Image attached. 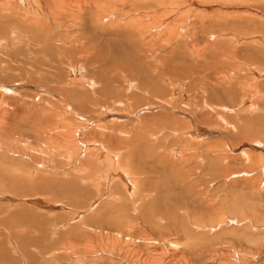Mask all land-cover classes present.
Here are the masks:
<instances>
[{"label": "rangeland", "instance_id": "obj_1", "mask_svg": "<svg viewBox=\"0 0 264 264\" xmlns=\"http://www.w3.org/2000/svg\"><path fill=\"white\" fill-rule=\"evenodd\" d=\"M17 1L7 0L4 3L9 6V3L15 4ZM42 1L39 0V3ZM66 1V8L59 11V14L68 32L64 29L59 31L66 40L77 38L81 43L61 45L67 51L53 46L50 51L56 64L55 61L54 64L51 63L49 56L43 55V51L34 55L38 47L29 37L32 32V36H37L34 37L36 39L43 37L45 33L47 35L44 37H48L56 29L45 20L44 25L29 24L18 38V30L15 32L14 24L6 19L15 17L18 8L13 9L14 6L11 5L4 14L6 10L0 7V86L12 88L8 93H0V98L4 100L0 105V264H27L26 258L23 259L25 253L32 254L36 264H65L69 259L62 251L68 252L67 255L83 254L88 263L92 260L105 264H127L125 258L115 255V240L97 236L94 234L96 228L101 233H117L116 241L122 242L140 241V236H145L153 241H177L183 245L185 237L190 236L187 240L195 238L196 241H209V247L216 243L230 246L233 254L235 249L245 256L249 251L251 254L248 252L247 257L251 256L248 258L250 263L264 264V176L258 163L260 154L264 152V118L259 121V118L264 117V79H252L258 74L257 69L264 72V0H139L134 12L142 13L145 10L151 16H137L136 19L139 17L143 20L132 26L139 24L138 27L143 32L148 25L149 28L144 33H149H145V37L137 29L127 26L128 17H124L125 21L121 26L115 24V18L120 15L106 17L90 11V4L96 1L94 5L97 6L98 0ZM117 2L118 0H113L111 3ZM50 5L51 0H48L46 6L49 12ZM98 6L95 9H100L101 5ZM116 9L127 10L132 9V6L129 0H125ZM28 15L31 17V14ZM18 19L29 22L21 17ZM72 21L74 26L69 30ZM141 22L146 24L141 25ZM149 22L150 25L152 23L151 27ZM161 22L160 33H152L155 23ZM177 29L180 30L179 33L175 31ZM188 32L189 35L186 34ZM218 33L225 35L222 38ZM233 33L239 42L242 41V36L250 38L244 43L236 44L226 37L227 34L233 37ZM255 35L261 39L259 42H255ZM254 49L257 50L256 54ZM257 55L259 59L263 58L262 63ZM71 62L80 66L76 73L81 72L92 82L89 81L87 85L69 83L67 77L70 75L69 70L72 71ZM33 63L39 64L40 68H36L37 65L32 68ZM142 79H149V82L154 79L157 82L155 93H152L153 88L149 85H142ZM93 81L97 86H94ZM229 88L234 90L233 95L228 94ZM68 90L72 92L69 97L65 93ZM253 92L259 96L263 94L254 108L249 106L250 96H255ZM126 97L131 99L130 102ZM201 98L212 107L215 104H225L229 108L225 111L218 109L222 115L216 117L214 112L202 106ZM65 102L76 110L72 111L68 107L67 111L63 104ZM241 107H244V111ZM76 112L80 114L77 115ZM104 117L108 119L101 120ZM111 117H118V123L113 122ZM28 119L35 122L30 123ZM157 119H160V124L154 121ZM191 121L196 124V133L189 136L187 133L193 130ZM97 123L108 129L112 125L109 130L105 129L106 132L111 130L116 135L120 129L127 133L121 134L123 138H120L124 142H120L118 138V141L113 139L115 142L109 144V154L113 157L114 154L119 156L121 153L118 158L119 166L125 165L130 171L136 172L131 175L140 181L138 187L142 197L146 198L144 202L139 198L137 204L132 194L120 207L126 208L125 210L119 212L115 205L108 206L110 200L107 196H102L105 192H120L122 195L126 194L125 188L127 189L122 186V177H112L109 170L110 161L112 163V159L116 158L108 159L104 153L101 161L86 167L82 163L85 154L81 150L82 145L74 140L69 142L75 132L72 138L77 137L82 144L86 143L84 145H89L87 142L92 138L103 142L100 135H95L102 130ZM79 125H83L82 129ZM251 129L252 133L247 132ZM138 133L144 136L140 139L146 140L145 143L139 141L136 136ZM194 135L205 139L194 138ZM63 140H67L69 144ZM90 147L92 145L88 148L85 146L84 152L92 150ZM243 149L250 154L249 162L242 161L238 154ZM95 150L98 151V147L93 153ZM96 154L100 156L98 152ZM76 156L77 160L74 159ZM100 171L103 177H100ZM72 180L78 183V188L86 190L87 195L76 197L70 194L68 189ZM53 182L70 184L56 187ZM105 186L108 187L106 191ZM234 200L239 203V209H231V202ZM94 201L95 206L90 210ZM132 201L136 206H131ZM115 202L119 204L116 200ZM143 203H154L157 205V212L149 215L145 213L147 218L144 209H141ZM173 206L174 216L169 217L170 213L168 215L163 211ZM20 209L29 210L30 218H19ZM82 215L84 216L81 217ZM234 215L246 216L249 221L245 218L238 222L240 225L229 223L230 225L223 224L222 227L216 226L218 221L226 222L225 217ZM86 221L92 231L83 225ZM62 224L66 227L63 228ZM182 226L187 227L191 233L183 231ZM200 226L215 228L211 231ZM85 230L86 233L83 232ZM128 235L135 236L129 238ZM160 247L159 249L164 248ZM50 252H54V256L46 258ZM223 253H219L221 256L215 255V258L210 257L205 263L204 259L195 260L185 254L184 260L195 261L189 264H222L223 261L227 264L232 261L231 258L227 261ZM76 255L75 259L82 257ZM217 257L222 258V263ZM238 258H243L240 252L239 257L235 255L233 258V264H240Z\"/></svg>", "mask_w": 264, "mask_h": 264}, {"label": "bare ground", "instance_id": "obj_2", "mask_svg": "<svg viewBox=\"0 0 264 264\" xmlns=\"http://www.w3.org/2000/svg\"><path fill=\"white\" fill-rule=\"evenodd\" d=\"M7 1V0H6ZM6 1L5 0H0V7H1V9L2 10H6V11H4V14H6L8 11L7 10H9V6L11 7V5L12 6H14V7H12L13 9H17L18 8V13L17 12H15V17H10V18H6V19H8L9 21H10V23L13 25L14 24V27H13V29H14V31L16 32L17 30H18V35H17V37L18 38H20L21 37V31H24V29L25 28H27V26L30 24V25H36V26H40V25H44L45 24V20H47L46 22L53 28V29H56V31L54 32V33H50L51 35L50 36H48V37H44V35L46 34H44L43 35V37H41L40 38V36L36 39V38H34V37H37V36H32V34H33V32H32V34H29L30 36V38H32L31 40L34 42V43H36V46L38 47V49H37V51H36V53H33V51H31L34 55L35 54H37V53H41L42 51H43V55H46V56H49L48 57V60L49 61H51V63H53L56 59H55V57L54 56H52L51 54V52L52 51H50L51 50V48L53 47V46H55V49H61V51H64V50H66L67 48H63V47H61V45H64L65 43H69V42H74V44L75 45H78V44H80L81 43V41L79 40V39H77V38H74V40H71V41H69V40H66V38H64V35L62 34V32H60L59 30L60 29H64V31H66V32H68V30L66 29V24L64 23V21L60 18V14H59V11H61V10H63V9H65L66 8V4H67V1L66 0H51V10H50V12H49V9L47 8V6H46V2L48 1V0H43L42 1V3H43V6H42V3L40 4L39 3V0H18L17 2H15V4L14 3H9V6H7L5 3H6ZM113 0H98V5L100 4L101 6H100V9H95V7H97V8H99V6L97 5V6H95L94 4L96 3V1H94L93 3H91L90 4V6H89V10L90 11H94V13L96 14V15H105L106 17H110V16H118V15H120V16H118L117 18H115V24H117V25H121L122 26V23H124V21H125V19H124V17H128V22L126 23L127 24V26L128 27H130V28H135V30L137 31V32H139V34L141 35V36H143V37H145V33L148 35V31L147 32H145L144 33V31H145V29L146 30H148V28H149V26L148 25H146L145 26V29H144V27L142 26V28L144 29L143 30V32H141L140 30H142V29H139V24L138 25H136V26H132V24L133 23H135V22H137V21H141V20H143V19H139V17L140 18H142V17H144V18H146L147 16H151L150 14H149V11L147 12V11H145V10H142V13H135L134 12V9L136 8V3L137 2H140L139 0H129L130 1V6H132V9H127V10H117L116 9V7H118V6H121L122 4H123V2L125 1V0H118V2L116 3V4H112L111 2H112ZM161 1V0H160ZM224 1H226V0H224ZM5 2V3H4ZM8 4V3H7ZM38 4H39V7H38ZM7 7H8V9H7ZM12 8H10V9H12ZM234 9V8H233ZM11 11V10H10ZM202 11V10H201ZM252 11V10H251ZM254 12V11H253ZM178 13V12H177ZM28 15V14H31V17H29L30 15H28L27 17L25 16V15ZM137 16H139L138 17V19H136V17ZM19 17H21L22 19H26L27 21H29V22H26V21H21L20 19H18ZM33 17H35V18H33ZM1 18V17H0ZM121 18V19H120ZM123 18V19H122ZM151 18V17H150ZM201 18V17H200ZM101 19H104V18H101ZM107 19V18H106ZM117 19H120V20H117ZM149 19V18H148ZM221 19V18H220ZM105 20V19H104ZM112 20H113V17H112ZM216 20V19H215ZM107 21V20H106ZM146 21V20H145ZM100 22V21H99ZM147 22V21H146ZM193 22V21H192ZM1 23V22H0ZM10 23H8V24H10ZM141 23H143V24H141V25H144V24H146L145 22H141ZM148 23V22H147ZM5 24L7 25V23L5 22ZM4 25V24H3ZM149 25H150V22H149ZM261 26H262V24H260ZM5 26V25H4ZM9 26V25H8ZM74 26V23H73V21L71 22V24L69 25V30L70 29H72V27ZM152 26V23H151V25H150V27ZM164 26V25H163ZM7 27V26H6ZM41 27H43V26H41ZM45 27V26H44ZM161 27H162V22L160 23V24H156L155 23V26H154V28H153V31H151L152 33H160V29H161ZM176 27H178V26H176ZM176 27H175V29H176ZM34 27H32V29H33ZM141 28V27H140ZM187 28V27H186ZM185 28V29H186ZM171 29H173V28H171ZM181 29V28H180ZM184 29V30H185ZM0 30H1V28H0ZM2 30L4 31V27L2 28ZM7 30V29H6ZM28 30V29H27ZM31 30V29H30ZM43 30V29H42ZM41 30V31H42ZM152 30V29H151ZM167 30H169V29H167ZM167 30H165V31H167ZM200 30V29H199ZM13 31V30H12ZM32 31V30H31ZM30 31V32H31ZM40 31V30H39ZM44 31V30H43ZM42 31V32H43ZM175 31H177L178 33H179V29H177V30H175ZM187 31H189V30H187ZM186 31V32H187ZM264 31V30H263ZM21 32V33H20ZM47 32V31H46ZM150 32V33H151ZM171 32H172V30H171ZM184 32V31H183ZM190 32V31H189ZM189 32L188 33H186L187 35H189ZM5 33V32H4ZM7 33V32H6ZM9 33V32H8ZM37 33V32H36ZM71 33H72V35L73 36H75L74 35V33L71 31ZM70 33V34H71ZM17 34V33H16ZM28 34V33H27ZM181 34V33H180ZM219 35V37H222L223 38V36L225 35L224 33H218ZM223 34V35H222ZM47 35V34H46ZM45 35V36H46ZM72 35H69V36H72ZM179 35V34H178ZM183 35V34H182ZM185 35V34H184ZM191 35V34H190ZM255 36H257V38L256 39H254L255 40V42L256 41H258L259 42V40H261V39H259L258 38V35H255ZM255 36H252V37H255ZM184 37V36H183ZM226 37H227V40L228 39H231L232 41H234L236 44H240V43H244L245 42V40H247V39H249L250 37H240V40H242L241 42H239V40L236 38V34L235 33H233V37H229V35L227 34L226 35ZM251 37V38H252ZM69 38H71V37H69ZM173 38V37H172ZM182 38V37H181ZM213 38H216V37H213ZM52 40V41H51ZM253 40V39H252ZM162 41V40H161ZM257 42V43H258ZM2 43V42H1ZM5 43V42H4ZM234 43V44H235ZM261 43V42H260ZM26 44H28V43H26ZM33 45V44H32ZM35 45V44H34ZM71 45V44H70ZM5 47H6V45H5ZM12 48V47H11ZM246 48H247V46H246ZM54 49V48H53ZM68 49H70V47H68ZM257 49V48H256ZM256 49H254L253 50V52L256 54V52H257V50ZM9 50V49H8ZM89 50V49H88ZM261 49H259V51H260ZM50 51V52H49ZM67 51V50H66ZM69 51V50H68ZM247 51H248V48H247ZM262 52V51H261ZM19 53V52H18ZM29 53H30V51H29ZM65 53V52H64ZM69 53V52H68ZM31 54V53H30ZM15 55V54H14ZM61 55V54H60ZM263 56V55H262ZM19 57H20V54H19ZM62 57V56H61ZM64 57V56H63ZM256 57H258L257 59H259V56L257 55ZM83 58V57H82ZM30 59V58H29ZM261 59V58H260ZM260 59H259V61H260ZM263 59V58H262ZM262 59H261V63H262ZM23 60V59H22ZM94 60V59H93ZM92 60V61H93ZM78 61V60H77ZM258 61V62H259ZM6 62H9V61H6ZM6 62H3V63H5L6 64ZM34 62H36V61H34ZM40 62V61H39ZM38 62V63H39ZM42 62H43V60H42ZM73 62V61H72ZM71 62V63H72ZM264 62V61H263ZM19 63V62H18ZM78 63H80L79 61H78ZM78 63H75L74 62V64L73 65H71V69H72V71H70L69 70V72H70V77L68 76L67 78H68V80H69V83H76V84H78V83H81V85H82V83H83V85L84 84H88V82L89 81H91L92 82V80H88L89 78L88 77H84V75H82V74H80L79 72L78 73H76L77 71H78V69H80V66H79V64ZM22 64V63H21ZM24 64H26V63H24ZM23 64V65H24ZM43 64V63H42ZM54 64V63H53ZM55 64H56V61H55ZM69 64V63H68ZM264 63H262V65H263ZM3 65V64H2ZM9 65V64H8ZM16 65V64H15ZM30 65V64H29ZM35 65H37V64H32V68H33V66L34 67H36ZM39 65V64H38ZM37 65V67L36 68H40L39 66ZM80 65H82L81 63H80ZM21 66V65H20ZM50 66V65H49ZM23 67V66H22ZM250 67H252V66H250ZM264 67V66H263ZM1 68V67H0ZM75 68V69H74ZM2 70H4V69H2ZM37 70V69H36ZM39 70V69H38ZM48 70V69H47ZM50 70V69H49ZM255 70V69H254ZM258 70V74L256 75H254L253 76V78L252 79H254V80H257V78H260V79H264V72H262V71H259V69H257ZM256 70V71H257ZM262 70H264L263 68H262ZM41 72V71H40ZM254 72V71H253ZM99 73V72H98ZM72 75V76H71ZM250 75V74H249ZM243 76H244V74H243ZM83 77V78H82ZM110 77V76H109ZM145 77H146V75H145ZM149 77H151V76H149ZM148 77V78H149ZM40 78V77H39ZM38 78V79H39ZM101 78V77H100ZM51 79H53V78H51ZM145 79V78H144ZM149 79H152V78H149ZM148 79V80H149ZM108 80V79H107ZM148 80H141L142 81V85H149L151 88H153V91H152V93H155L154 92V89H156V87L158 86V84H157V82L156 81H151V82H149ZM259 80V79H258ZM66 82H67V79H66ZM138 83V82H137ZM233 83H235V82H233ZM93 84H94V86H97L95 83H94V81H93ZM134 84V83H133ZM231 84V83H230ZM1 85V84H0ZM100 85V84H99ZM107 85H108V83H107ZM178 85V84H177ZM2 86V85H1ZM0 86V93H8V92H10V90L12 89L11 88V86L9 87V86H5V87H1ZM110 86V85H109ZM136 86H138V84H136ZM173 86V85H172ZM175 88H176V86H174ZM234 87H235V84H234ZM251 87V89L252 90H254L255 88L251 85L250 86ZM75 89H76V87H74ZM136 88V87H135ZM138 88V87H137ZM80 89V88H79ZM177 89V88H176ZM230 89V88H229ZM99 90V89H98ZM112 90V89H111ZM151 90V89H150ZM231 90V89H230ZM228 91V94L229 95H233L234 94V90H231V91ZM256 90H257V88H256ZM16 91V90H15ZM77 91V90H76ZM81 91V90H80ZM97 91V90H96ZM96 91H94V93L96 92ZM140 91V90H139ZM259 91V90H258ZM75 92V91H74ZM144 92H146V91H144ZM65 93L67 94L66 96L67 97H69V95H72V92H71V90H68V91H65ZM87 93H89V92H87ZM99 93V92H98ZM130 93H131V91H130ZM137 93V92H136ZM250 93H251V91H250ZM256 92H253V94L255 95V96H250V100H251V103H250V107H252V108H254L255 107V103L257 104V100L259 101L260 100V98L262 99V97H260L261 95H263V94H261L260 96L259 95H256L255 94ZM261 93V92H260ZM75 94V93H74ZM96 94V93H95ZM112 94H113V92H112ZM253 94H251V95H253ZM79 95H81V94H79ZM203 95V94H202ZM250 95V94H249ZM77 96H78V94H77ZM130 96H131V94H130ZM246 96V95H245ZM122 97V96H121ZM242 97V96H241ZM5 98V97H4ZM87 98V97H86ZM132 98V97H131ZM126 100L128 99V97H126L125 98ZM119 100V99H118ZM129 100H131V99H128V101ZM201 100H202V106H204V107H206L207 109H210L212 112H214L215 113V115H216V117L217 116H219V117H221L220 115H222V114H220V111H218V109H220V110H223V111H225V110H227L229 107H227V106H224L225 104H219V105H216L215 104V106L216 107H218L217 109L216 108H214V107H212V105L211 104H208V103H206L205 102V100H203L202 98H201ZM70 101V100H69ZM207 101V100H206ZM209 101H210V99H209ZM116 102V101H115ZM130 102V101H129ZM241 102V101H240ZM246 102H248V101H246ZM2 103H4V100L2 99V98H0V105L2 104ZM49 103H51V102H49ZM239 103V102H238ZM253 103V104H252ZM64 104V106L66 107L65 109L67 110V108L69 107L70 108V110H72V111H75L74 109H73V106L72 105H69V104H67L66 102L65 103H63ZM241 104V103H240ZM2 106V105H1ZM177 106V105H176ZM245 106V105H244ZM247 106V105H246ZM249 106H247V107H249ZM246 107V108H247ZM113 108V107H112ZM231 108V107H230ZM237 108V107H236ZM235 108V109H236ZM240 108V107H239ZM242 108V107H241ZM244 108V107H243ZM242 108V109H243ZM260 108V107H259ZM258 108V109H259ZM78 109V108H77ZM99 109L101 110V107H99ZM108 109H110L111 110V108H108ZM202 109V108H201ZM231 109H233V108H231ZM110 110H108L109 112H110ZM249 110V109H248ZM68 111V110H67ZM216 111H218V112H216ZM238 110H236V112H237ZM243 111H244V109H243ZM251 111H253V110H250V112ZM57 112V111H56ZM108 112V113H109ZM112 112H113V110H112ZM111 112V115L113 116L114 114ZM222 112V111H221ZM247 112V111H246ZM260 112V111H259ZM77 113V112H76ZM79 113V112H78ZM78 113H77V115H78ZM253 113V112H252ZM263 113V112H262ZM80 114V113H79ZM104 114V113H103ZM251 114V113H250ZM64 115V114H63ZM84 115V114H83ZM105 115V114H104ZM106 115H107V113H106ZM119 115V114H118ZM38 116V115H37ZM74 116V115H73ZM103 116V115H102ZM109 116V115H108ZM64 117V116H63ZM160 117H162V116H160ZM19 118V117H18ZM82 118V117H81ZM80 118V119H81ZM85 118H87V117H85ZM262 118H264V117H261V118H259V121H260V119H262ZM32 119V118H31ZM30 119V120H31ZM83 119V118H82ZM90 119V118H89ZM92 119V118H91ZM104 119H108L107 117L105 118H103V119H101V120H104ZM162 119V118H161ZM188 119V118H187ZM219 119V118H218ZM86 120V119H85ZM93 120V119H92ZM91 120V121H92ZM100 120V119H99ZM101 120H100V122H101ZM111 120L114 122V121H116V120H118V117H111ZM142 120V119H141ZM160 119H157V121L156 120H154L156 123L158 122L159 124H160V122L161 121H159ZM191 120V119H190ZM223 120V119H222ZM258 120V119H257ZM27 121H29V119L27 120ZM38 121H39V119H38ZM66 121V120H65ZM68 121V120H67ZM80 121V120H79ZM109 121V120H108ZM153 121V122H154ZM226 121V120H225ZM262 121L264 122V120L262 119ZM21 122V121H20ZM30 122V121H29ZM32 122H35V121H32ZM32 122H30V123H32ZM85 122V121H84ZM86 122H87V120H86ZM89 122V121H88ZM97 122V121H96ZM96 122H95V124H96ZM103 122V121H102ZM113 122H111V121H109V123H113ZM117 122V121H116ZM176 122V121H175ZM227 122V121H226ZM225 122V123H226ZM58 123V122H57ZM81 123V122H80ZM91 123H94L93 121L91 122ZM91 123H89V124H91ZM98 123H99V121H98ZM97 123V124H98ZM109 123H108V125H109ZM118 123V122H117ZM145 123V122H144ZM164 123V122H163ZM165 123H167V121L165 122ZM188 123H190V121H188ZM261 123V122H260ZM259 123V124H260ZM85 124H87V123H85ZM103 124V123H102ZM263 124V123H262ZM84 125V124H83ZM83 125H79L80 126V129H82L81 128V126H83ZM88 125V124H87ZM99 125V124H98ZM170 125V124H169ZM191 125H192V132H188L187 134L190 136L191 134L193 135V134H195L196 132V127H194L196 124H194L192 121H191ZM225 125V124H224ZM232 125H234V124H232ZM236 125V124H235ZM252 125V124H251ZM261 125V124H260ZM54 126V125H53ZM72 126V125H71ZM85 126V125H84ZM94 126V125H93ZM104 126V127H103ZM103 126H98L100 129H102L100 132V134H95V135H100L101 137V140H103V142L102 141H99L98 139H96V140H94L93 138H92V140L90 141V142H87V144H89L90 146L92 145V147H90V148H92V150L90 149L88 152H84L86 149H84V147L85 146H87V148H88V146L89 145H84V144H86V143H83L82 144V142H80V140L78 141L77 140V137L76 138H72V136L74 137V134L76 133H74L73 135H71V139L69 138V142H71V141H75L76 143L78 142L79 143V145L81 146V150L83 151V153H85L84 155H83V160H81V158H80V160H81V162L83 163V165L84 166H86V167H88L89 165H92V164H94V163H96V161H101V157H102V154H104L105 156H106V158L108 157V159L109 158H116V159H112V163H111V161H110V164L108 165V166H110L109 167V170H110V172H111V175H112V177H115L116 176V178H121L122 177V181L124 182V185L122 184V186H124V187H127V189L125 188V190H126V194L124 193V194H122V195H120V192L119 193H117V194H119V195H117V194H115V192L113 191V193H111V191L110 192H105L106 194H104V193H102V194H104V195H102V196H107L108 197V200H110V202L108 201V200H105V202H109V205L108 206H114V207H117V210L120 212V210L122 211V210H125L126 208H123V209H121L120 207L122 206V205H124V203L126 202V201H128L132 196H134L135 197V201H136V203L138 204L139 203V198L140 199H142V201L141 202H144L145 201V197H142V194L140 193V191H139V187H138V183L140 182L139 181V179L138 180H136V178L135 177H133V175H131V174H135L136 172H133V171H130L129 169H128V167L127 166H122V167H120L119 166V160H118V158H119V156L121 155V153L119 154V156L117 155V154H114V156L113 157H111L110 156V154H109V151H110V148H109V144H111V142L113 141V139H115V141H118V139H120L121 140V138L120 137H122V135L121 134H127L125 131H121L120 129H119V131H117V133H116V135L115 134H113V132L111 131H108V132H106L105 131V129L106 130H109L110 128H112V127H110V126H112V125H110V126H108L109 127V129L107 128V126H105V125H103ZM262 126V125H261ZM36 127V126H35ZM38 127V126H37ZM43 126H41V128H42ZM60 127V126H59ZM62 127V126H61ZM94 127H97V126H94ZM93 127V128H94ZM113 127H114V125H113ZM144 127V126H143ZM142 127V128H143ZM7 128V127H6ZM51 128V127H50ZM75 128V127H74ZM86 128V127H85ZM90 128H91V125H90ZM122 128V127H121ZM261 128H263V127H261ZM5 129V128H4ZM8 129V128H7ZM22 129V128H21ZM43 129V128H42ZM46 129H49L48 127L46 128ZM62 129V128H61ZM96 129V128H95ZM98 129V128H97ZM96 129V130H97ZM143 129H145V127L143 128ZM195 129V130H194ZM202 129V128H201ZM20 130V129H19ZM18 130V131H19ZM35 130V129H34ZM44 130H45V128H44ZM43 130V131H44ZM51 130V129H50ZM77 130V127H76V129H75V131ZM94 130V129H93ZM99 130V129H98ZM114 130H116V129H114ZM123 130V129H122ZM200 130V129H199ZM204 130V129H203ZM244 130V129H243ZM243 130H241V132L243 131ZM6 131V130H5ZM5 131H4V133H5ZM43 131H39V132H43ZM48 131V130H47ZM102 131H104V132H102ZM205 131V130H204ZM244 131H246V130H244ZM255 131V130H254ZM36 132V131H35ZM51 132V131H50ZM146 132V131H145ZM247 132H250V133H252V129H251V131H247ZM45 133V132H44ZM53 133V132H52ZM70 133V132H69ZM94 133H95V131H94ZM200 133V132H199ZM205 133V132H204ZM220 133V132H219ZM23 134V133H22ZM47 134H49V133H47ZM51 134V133H50ZM65 134V133H64ZM63 134V135H64ZM68 134V133H67ZM87 134H89V133H87ZM198 134V133H197ZM239 134V133H238ZM242 134V133H241ZM18 135H20V134H18ZM25 135V134H24ZM37 135V134H36ZM43 135H45V134H43ZM54 135V134H53ZM94 135V136H95ZM203 135V134H202ZM205 135V134H204ZM69 136H70V134H69ZM135 136V135H134ZM136 136H138V138H139V141L142 143V141H144V143H145V141L146 140H142L143 138H144V136L142 137V134L141 133H138ZM153 136V135H152ZM220 136V135H219ZM21 137V136H20ZM47 137V136H46ZM50 137V136H49ZM133 137V136H132ZM194 138H200V137H202L201 139H205V138H203V136H198V135H194L193 136ZM22 138H24L23 136H22ZM22 138H20V141H21V139ZM26 138V137H25ZM48 138V137H47ZM46 138V139H47ZM64 138H66V136H64ZM116 138H118V139H116ZM123 138V137H122ZM137 138V139H138ZM140 138H142V139H140ZM39 139V138H38ZM42 139V138H41ZM67 139H68V137H67ZM82 139V138H81ZM90 139V138H89ZM136 138H134V140H135ZM28 140V139H27ZM57 140V139H56ZM59 140H60V136H59ZM87 140V139H86ZM123 140V139H122ZM122 140L120 141V142H122ZM133 140V139H132ZM38 141V140H37ZM58 141V140H57ZM63 141H67V140H63ZM105 141V142H104ZM115 141H113V142H115ZM155 141V140H154ZM41 142V141H40ZM69 142H66V144L68 145L69 144ZM123 142H124V140H123ZM137 142V141H136ZM20 143V142H19ZM45 143V142H44ZM105 145H104V144ZM143 143V144H144ZM44 145V144H43ZM114 145V144H113ZM142 145V144H141ZM20 146V145H19ZM41 146V145H40ZM84 146V147H83ZM128 146V145H127ZM44 147H46V146H44ZM98 147V151H96V152H98L99 154H100V156H98V154H96V152L95 153H93L94 151V149L95 148H97ZM138 147V146H137ZM245 147V146H244ZM25 148V147H24ZM109 148V149H108ZM124 148H125V146H124ZM228 148H229V146H228ZM84 149V150H83ZM188 149V148H187ZM20 150V149H19ZM181 150V149H180ZM179 150V151H180ZM208 150V149H207ZM77 151V150H76ZM100 151H101V153H100ZM189 151H190V149H189ZM132 152V151H131ZM178 152V151H177ZM214 152V151H213ZM233 152V151H232ZM261 152V151H260ZM19 153V152H18ZM69 153V152H68ZM119 153V152H118ZM123 153V152H122ZM127 153V152H126ZM180 153V152H179ZM13 154V153H12ZM28 154H30V152L28 153ZM41 154V153H40ZM71 154V153H70ZM183 154H184V152H183ZM210 154H212L211 152H210ZM238 154H239V156H241V159H242V161H245V163L248 161H250L251 160V158H250V154H249V152H247L245 149H243V150H240L239 152H238ZM32 155V154H31ZM65 155V154H64ZM94 155V156H93ZM71 156V155H70ZM31 159H33V158H31ZM72 159V158H71ZM74 159L75 160H77V156L76 157H74ZM73 159V160H74ZM186 159V158H185ZM107 160V159H106ZM116 160H118V161H116ZM120 160H121V158H120ZM258 163H259V168H260V171L262 172V174H263V176H264V152L263 153H261L260 154V156H259V158H258ZM114 161H116V162H114ZM74 162V161H73ZM109 162V161H108ZM122 162V161H121ZM184 164V163H183ZM107 165V164H106ZM74 166V165H73ZM81 167V166H80ZM93 167V166H92ZM106 169H107V167H106ZM105 169V170H106ZM257 169H258V167H257ZM259 171V172H260ZM108 172V171H107ZM107 172H105V173H107ZM245 172H247V171H245ZM102 172L100 171V174H101ZM239 174V173H238ZM102 175V174H101ZM100 175V177H103V175L101 176ZM105 175H108V174H105ZM99 177V176H98ZM99 177V178H100ZM110 177V176H109ZM262 177V176H261ZM260 177V178H261ZM105 178H107V177H105ZM138 178V177H137ZM97 179V178H96ZM230 179V178H229ZM232 179V178H231ZM262 179V178H261ZM118 179H116V181H117ZM109 181V180H108ZM111 181V180H110ZM120 181V180H119ZM122 181H120V182H122ZM262 181H263V179H262ZM261 181V182H262ZM42 182V181H41ZM113 182V181H112ZM115 182V181H114ZM141 182L142 183H144V181L143 180H141ZM49 183V182H48ZM54 184H55V186L56 185H69L70 183H72L71 184V186H70V188L68 189L69 190V193L70 194H73V195H75L76 197L77 196H84V195H87V193H85V191L86 190H84V189H82L81 187L80 188H78L77 187V185L76 184H78V183H76L75 181L73 182V180H72V182H67V183H64V184H58V183H55V182H53ZM52 183V184H53ZM111 183V182H110ZM110 183H109V185H110ZM121 183H119V185H120ZM49 185V184H48ZM142 185V186H141ZM140 186H141V188L143 187V184H141ZM213 185V184H212ZM215 185V184H214ZM53 186V185H52ZM54 186V187H55ZM114 186V185H113ZM264 186V185H263ZM53 187V188H54ZM57 187V186H56ZM111 187V186H110ZM110 187H109V189H110ZM52 188V187H51ZM108 188V187H107ZM106 186H105V191H106ZM122 189V188H121ZM134 190V192H133V190ZM113 190V189H112ZM132 190V191H131ZM206 192V191H205ZM131 193V194H130ZM133 194V195H132ZM185 194V193H184ZM127 195V196H126ZM132 195V196H131ZM138 196V197H137ZM176 196V195H175ZM185 196V195H184ZM187 196V195H186ZM26 197V196H25ZM147 197V196H146ZM138 198V199H137ZM145 198V199H144ZM175 198V197H174ZM177 198V197H176ZM175 198V199H176ZM2 199H4V197L2 198ZM30 199V198H29ZM102 199V198H101ZM105 199V198H104ZM114 200H116L119 204H116V202L114 203ZM133 200V201H134ZM111 201H113V202H111ZM133 201L131 202V206L133 205H135V202L133 203ZM147 201V200H146ZM158 201H156V203H157ZM181 201H179V203H180ZM3 203H4V201H3ZM8 203H9V201H8ZM98 203V202H97ZM146 203V202H145ZM145 203H143V204H141L142 205V207L141 206H139V208L141 207V209H144V214L146 213V214H151L152 212L154 213V212H157L156 210H155V208H156V206H155V204L153 205V204H145ZM7 204V203H6ZM5 204V205H6ZM108 204V203H107ZM238 202L236 201V200H234V201H232L231 202V209H239V206H238ZM105 205V204H104ZM126 205V204H125ZM140 205V204H139ZM95 206V201L91 204V207H90V210L93 208ZM107 206V207H108ZM136 206V205H135ZM168 206V205H167ZM7 207H9V205H7ZM137 207H138V205H137ZM1 208V207H0ZM160 208V207H159ZM168 208V207H167ZM184 208H185V206H184ZM70 209V208H69ZM161 210H162V208H160ZM175 208H174V206L173 207H169V209L166 211V209H165V211H163V212H166V214H168L169 215V213H170V215H169V217L171 216V215H173L174 213H175ZM135 211V210H134ZM159 211V210H158ZM162 212V211H161ZM103 213V212H102ZM112 213H114V212H112ZM111 213V214H112ZM173 213V214H172ZM16 214V213H15ZM18 214H20L21 216L19 217V218H30V216H31V214L29 213V210H25V209H20L19 211H18ZM114 214H116V215H118V213H114ZM114 214H112V215H114ZM145 214V215H146ZM17 215V214H16ZM148 215H146L147 216V218H148ZM84 215H82L81 217H83ZM102 216V215H101ZM174 216V215H173ZM80 217V218H81ZM226 218V222H223V221H218L217 222V224H216V226L217 227H219L220 225H221V227H222V225L223 224H228V225H230L229 223H238V222H241L243 219H245V218H247L246 216H241V215H234V216H232V217H225ZM36 220V219H35ZM114 220H115V218H114ZM246 220H248V218L246 219ZM249 221V220H248ZM251 221V220H250ZM173 222V221H172ZM262 223V222H261ZM260 223V224H261ZM264 223V222H263ZM234 224V225H235ZM239 224V223H238ZM260 224H259V226H260ZM83 225H85L86 227H87V229H90L91 227L88 225V223H87V221L85 222V224H83ZM240 225V224H239ZM190 226V225H189ZM62 227L63 228H65L66 226L64 225V224H62ZM183 228H184V230L183 231H185V232H189V233H191L190 232V230L187 228V227H184V226H182ZM197 227V226H196ZM209 228V229H211V231H212V229H214L215 227H213V226H207V227H205V226H200V228ZM198 228V227H197ZM203 228V229H204ZM258 228V227H257ZM261 228V227H260ZM199 229V228H198ZM264 229V228H263ZM91 231H92V229H90ZM257 230V229H256ZM86 231L87 230H85V231H83L84 233H86ZM94 231V230H93ZM52 233H54V232H52ZM83 233V234H84ZM97 234V236L99 235V236H104V237H108V238H110V239H113V240H115V241H113V246H114V248H115V255H117L118 257H123V258H125L128 262H127V264H189V263H193V262H195V261H192V259H195V260H198V259H204V263H205V260H210L209 258L210 257H212V258H215L214 256L215 255H220V254H222L223 252V255L224 256H226V258L225 259H227V261H229L228 259H232V261L234 260L233 258L235 257V255L236 256H238L239 257V252H240V255H241V257L243 256V258H242V260H239V258H238V262H240V264H252V263H250V260L248 259L249 257H251V256H249V257H247V254H249L248 252H247V254H246V256L244 255V253H242L240 250H237V249H235V253L233 254L232 252H231V247L230 246H225L224 244H221V243H216V244H214L213 246H208L207 245V243L209 242V241H196L195 240V238H192L193 240L191 241V240H187V239H190V236H186L185 238H186V240H185V242H184V244L182 245L181 243H178L177 241H169V240H167V241H159V239L157 240V241H153L152 240V238H149V237H145V236H140V238H142V239H140V238H138V239H140V241H116V236H117V233H111V234H107V231H102V233H101V230L100 229H98L97 230V228L95 229V231H94V234ZM234 233V232H233ZM232 233V234H233ZM82 234V235H83ZM107 234V235H106ZM130 234V233H129ZM81 235V236H82ZM132 235V234H131ZM130 235H128V237H129ZM133 236H135V235H133ZM133 236H130L131 238L133 237ZM129 237V238H130ZM145 237V238H144ZM248 236H246L245 238L246 239H249V238H247ZM257 238V237H256ZM142 240V241H141ZM207 240V239H206ZM248 241V240H247ZM30 243H34V242H32V241H29ZM250 242H253V241H250ZM249 242V243H250ZM124 245H123V244ZM202 243V244H201ZM254 243V242H253ZM258 243V242H257ZM126 244V245H125ZM221 244V245H220ZM207 245V247H205ZM161 246V247H160ZM164 248H163V247ZM32 247V246H31ZM159 247L160 248H163V249H159ZM238 247V246H237ZM242 247V246H241ZM248 247V246H247ZM251 247H252V245H251ZM254 247V246H253ZM252 247V248H253ZM203 248H204V250H203ZM79 250V249H78ZM251 250V249H250ZM244 251V250H243ZM15 252H17L16 250H15ZM63 253H65V256H68V259H69V261L68 260H66L65 261V264H105V262H99V261H92V260H89L90 261V263H88L87 261H86V259L87 258H84L83 257V254H77V255H81V256H79V257H81V258H83V259H81V258H78V259H75L74 257H75V255L76 254H73V255H67L68 254V252H66V251H62ZM234 252V251H233ZM245 252H246V249H245ZM78 253H80V251L78 252ZM220 253V254H219ZM226 253V254H225ZM18 254H19V252H18ZM54 254V252H50L47 256H46V258H50V257H52V255ZM62 254V253H61ZM189 255L188 257H190L191 258V256L192 257H194V258H192V259H188V261H186V259L184 260V258H185V255ZM251 254V253H250ZM63 255V254H62ZM76 255V256H77ZM202 255H204V257L202 258ZM253 255V254H252ZM54 256V255H53ZM221 256V255H220ZM224 256H223V258H224ZM234 256V257H233ZM260 256V255H259ZM78 257V256H77ZM219 257V256H218ZM218 257H217V259H218ZM254 257H257V256H254ZM24 258H26V260H27V264H36V262H35V260L33 259V255L32 254H30V253H25L24 254V256H23V259ZM187 258V257H186ZM237 258V257H236ZM235 258V259H236ZM66 259H67V257H66ZM216 259V260H217ZM22 260V259H21ZM191 260V261H190ZM213 260V259H212ZM215 260V259H214ZM218 260H221L220 262L222 263V258H220V259H218ZM217 260V261H218ZM258 260V259H257ZM232 261H230V262H228L227 264H233V262ZM237 261H236V263H237ZM242 261V262H241ZM256 261V260H255ZM197 262H199V261H197ZM196 262V263H197ZM219 262V261H218ZM203 263V264H204ZM224 263H226V262H224L223 261V263L222 264H224ZM254 263H256V262H254ZM258 263V262H257ZM218 264V263H217ZM220 264V263H219Z\"/></svg>", "mask_w": 264, "mask_h": 264}]
</instances>
